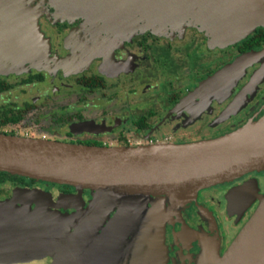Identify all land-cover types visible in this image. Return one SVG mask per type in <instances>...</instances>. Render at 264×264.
<instances>
[{
	"label": "water",
	"instance_id": "95a60500",
	"mask_svg": "<svg viewBox=\"0 0 264 264\" xmlns=\"http://www.w3.org/2000/svg\"><path fill=\"white\" fill-rule=\"evenodd\" d=\"M48 1L52 6H65V0ZM116 1L119 10L114 21L120 23L122 29L129 28L135 34L149 31L163 36L168 27L178 31L198 27L206 31L211 48H224L248 38L257 30L250 18L264 12V0H196L205 4L206 10L199 6L200 11L190 5L195 0L186 2L183 9L181 4L185 0ZM102 3L103 0H96V5ZM176 6L182 11L176 12ZM91 7L90 16H86L88 23L91 21ZM162 13L169 16L168 20L162 17ZM129 23L134 27H128ZM39 27V22L35 21L28 23L27 27L18 24L3 29L0 50L19 54L32 48L35 44L33 30ZM22 30L27 35V42L20 36ZM247 55L252 56L251 62L243 65L242 59ZM262 57L264 49L240 55L205 81L197 94L215 90L233 79L240 68L252 66ZM263 76L264 63L246 85L244 93ZM235 107L236 104L230 107V111ZM89 125L88 122L81 123L72 130L90 131ZM263 171L264 115L226 135L181 144L90 146L0 133V173L69 187L79 193L89 191L93 196L83 209L82 202L71 194L54 197L41 189L14 188L12 197L0 200V258L36 257L49 250L50 254H55L53 264H70L76 256L82 259L80 264H97L106 245L121 234L106 253L105 264L113 256L116 264H167L165 228L171 212L183 208L201 190ZM258 189L255 180L234 190L229 198L230 213L243 197L246 201L241 205L242 210L257 200L259 206L225 253L221 254L219 248L206 263L202 257L205 254L209 257L207 248L213 243L205 241L200 256L203 264H264V195H259ZM121 200L122 204L116 209ZM65 209L82 212L79 220L61 213ZM132 209L133 219L113 225L118 217ZM112 212L115 215L111 218ZM155 216H162L161 221H153ZM101 218L103 221L96 228V235L103 234V229L109 225L111 227L83 257L85 251L82 256L80 251L84 241ZM69 226L71 228L64 236V230ZM62 227L63 230L59 231ZM131 233L133 239L129 240ZM132 245V256L125 259L124 253Z\"/></svg>",
	"mask_w": 264,
	"mask_h": 264
},
{
	"label": "flooded vegetation",
	"instance_id": "af4514ba",
	"mask_svg": "<svg viewBox=\"0 0 264 264\" xmlns=\"http://www.w3.org/2000/svg\"><path fill=\"white\" fill-rule=\"evenodd\" d=\"M35 21L39 22L42 31L46 34L44 38L40 33L39 36L34 34L35 42L48 40L51 43L52 55L58 57L51 56V67L15 62L10 69L5 68V64H0V100L6 97L0 105V131L17 135L18 131L10 128V123H22L30 110H40L45 99L50 98L56 104V108L62 109L60 115L54 118L53 124L62 129L63 137L38 138L29 133L23 134L24 137L107 147H135L157 143L181 144L226 135L245 126L259 114H264L263 108L247 121L238 122L240 116L229 118L234 110L230 111L233 98L229 90L227 95L224 92L217 97L212 95L218 89L197 94V90L205 81L245 53L238 48L239 45L246 39L254 37L260 30L264 31L263 27L257 28L245 40L233 44L231 49L236 50L228 52L226 61L220 64L217 61V54L211 55V52L216 53L217 49L211 48L207 37L195 28H188L182 35L183 38L177 36L169 39L152 32L136 36L122 32L120 35L115 30H111L110 33H107V30L101 34L105 35L104 38L97 34L98 39H92L91 34L95 32L90 30L83 19H76L74 15L71 17V13L64 10L63 6H52L48 0H0V33L13 25L21 24L27 27L28 23ZM197 33L202 35H199L200 39L196 37ZM24 34L26 33L22 30L20 36L22 35V39L26 42ZM106 40L111 42L105 43L109 42ZM260 40L261 45L253 50L264 49V39L260 38ZM74 52L84 55L82 59L72 60L77 69L58 66L61 65V59L69 58ZM260 66L256 69L251 67V74L236 90V94H239L243 88L242 93H244L246 85ZM4 69L10 70L1 72ZM182 78L191 85L183 89L174 87V83L180 86L178 80ZM168 79L172 80L167 81ZM166 88L169 90L165 97L146 100L147 95L158 96ZM18 89L22 95L27 94L30 89L37 91V94L28 100L24 98L22 106L17 107L18 105H13L17 102V97H12L10 102V96H13ZM43 89H47L45 92L49 91V95H46ZM77 91H79L77 102H69L66 97L74 95L73 92ZM59 97L63 99L58 100ZM208 97H214L206 101V107L211 108L208 116H200L197 111L188 113L190 106ZM179 110L184 111L179 112ZM172 112L179 120L180 115L187 118L181 119L183 125L185 122L187 125L193 123L189 129L191 133H188L186 128L184 133H180L181 129L174 133L162 131L161 115ZM86 122L90 123V131L72 130L73 126ZM235 122L239 123V126H236ZM203 130L205 132H202ZM255 180L258 183V194L264 195V171L254 172L234 182L201 190L183 208L173 210L174 212L169 214L165 228L167 264H189L196 256L199 261L203 245L210 235L218 236L220 252L224 254L260 203L257 200L252 206L242 210L241 205L246 201L243 197L241 204L230 213L229 198L236 188ZM37 183L51 188L56 187L43 182H29L28 185L15 184V188L40 189L35 186ZM60 192L72 194L74 189L60 187ZM10 197L12 193L8 197L0 196V200ZM166 205L169 208V204ZM149 206L151 207V204ZM251 208L253 212L250 214ZM238 211H241V214H238ZM106 230L107 228L103 229V234ZM103 234H89L81 248V256L85 251L83 256L85 257ZM133 249L134 245L124 253L125 259L131 258ZM54 258L55 254H50L47 263L53 264ZM115 258L113 256L110 264H116ZM80 259L74 257L71 264H76ZM0 261L9 262L11 258L1 257Z\"/></svg>",
	"mask_w": 264,
	"mask_h": 264
},
{
	"label": "rangeland",
	"instance_id": "374dc122",
	"mask_svg": "<svg viewBox=\"0 0 264 264\" xmlns=\"http://www.w3.org/2000/svg\"><path fill=\"white\" fill-rule=\"evenodd\" d=\"M53 1V0H52ZM64 1V0H63ZM178 2L180 0H177ZM191 1V0H185L184 2H182L181 4V8L183 9L185 7V3ZM95 2L94 5H92V3ZM65 6H63L64 10H67L71 13V17L74 15L76 19H83L85 24L88 25L90 27V30H93L95 33L91 34L92 39H98V36H102L101 34L103 33V31H107V33L112 32L111 30H119L118 34H122V32L124 34H134L135 36L138 35L135 34L131 29H122V26L120 25V23L115 22L114 20H116V13L119 10L118 4L116 0H103V3L100 5H96V0H65L64 1ZM90 5L91 7V21H89V23L86 20V16L89 17L90 16ZM189 4L186 5V8L188 7ZM190 5L192 7H194L196 9L197 7V11H200V9L198 8L200 6L201 10H206V8L204 7L205 4H201L198 1H191ZM190 6V10L192 11V7ZM56 7V5H55ZM180 8V6H176V12H178L179 10L182 11ZM261 14H257L255 15L253 18H250V22L256 26L257 28L263 27L264 28V12L261 11ZM46 13L44 12L43 15H45ZM162 17H165L168 20V15L167 14H163L162 13ZM132 23L128 24V27L132 28L134 27V25H131ZM32 26V25H31ZM32 28L36 29V26H32ZM104 28H106L105 30H103ZM192 28V27H189ZM188 28H186L185 30H171L170 27H168L167 29V33L166 35H163L162 37L166 36V38L169 39H173L175 37H180L183 38V34L184 32L187 30ZM195 29H197L198 31H200V33L206 35V31H202L200 30L198 27H195ZM91 32V31H90ZM149 32V31H147ZM145 32V33H147ZM33 33L37 36L39 33L43 34V38L46 36L45 32L42 31L41 27H39L36 31L33 30ZM145 33H141V34H145ZM192 33V32H191ZM99 34V35H97ZM190 34V33H189ZM195 34V33H194ZM158 35V34H156ZM198 35V36H197ZM196 37L199 38L200 36H202L201 34L197 33ZM200 35V36H199ZM161 36V35H159ZM105 35L102 36V38H104ZM200 39V38H199ZM101 40V38H100ZM109 42H105V43H110V40H106ZM234 45H229L226 46L224 48H215L216 53H214L213 51L211 52V55L217 54V61L218 63H222L224 61H226V58L228 57V52L230 51H235L236 49L233 48L231 49V47ZM80 52H74V54L72 56H70L69 58L66 57L65 59H61V65L58 66H62L63 68H71V69H77V66L74 62H72V60H79V58H83L84 55L80 54ZM54 56V58H57L58 56L56 55H52V48H51V43L48 40H42V41H37L35 42L34 46L22 53L19 54H9L6 53L4 51L0 50V64L4 65L5 64V68H13L12 64L17 62L18 64L22 63H31L34 66H38V65H43L44 67L48 66L51 67V61H52V57ZM54 61V60H53ZM264 63V57L260 58L259 60H257L252 66L255 67L254 69H256L259 65H262ZM7 64V65H6ZM219 64V65H220ZM76 66V67H75ZM252 66H248L246 68H240L236 74L233 76V79L231 80V82L227 83L225 86H220V88L218 89L217 92H215V94H213L212 96L217 97L220 94L224 93L227 95V92L230 91L231 96H232V102L233 104L230 106L232 107L234 104H236L235 109L233 110V113L229 116V118H233L234 117H239L240 119L237 120L238 122H242V121H247L248 118H250L252 115H254L255 113H257L258 111H260L261 109L264 108V76L262 78H260L253 86H251L249 88V90H247L245 93L242 91L239 94H236V90L242 85V83L249 77V75L251 74V67ZM18 67V66H17ZM261 67V66H260ZM10 69H4L1 72H5L8 71ZM259 69V68H258ZM257 71V70H256ZM101 74V73H100ZM102 74H106V73H102ZM185 78H182L180 81V86H178L177 83L171 82L173 84L174 87L176 88H187L189 85H191L190 83H188V81L184 80ZM172 80V79H168L167 81ZM158 88H160L158 86ZM173 90V87H171ZM142 89V88H141ZM168 88L165 89L164 92L160 93V95L158 96H153L150 97L147 95L146 100L151 101L154 98L157 97H165L166 93L168 92ZM229 90V91H228ZM17 92L13 94V96H10V102H11V98L12 97H17V102L13 105H18L22 106L23 101L26 99L28 100L30 97L35 96L37 94V91H35L34 89H30V91L27 92V94H21V91L18 89L16 90ZM44 93H46V95H49V91L48 93L45 92L47 91V89H43ZM74 95H70L67 96L66 98L68 99L69 102H77V100L79 99V91L77 92H73ZM214 97H208L207 99H201L199 101H197L196 103H194L192 106H190L188 108V113H192V112H199L198 115L200 116H208L210 114V110L211 108H209V106L206 107V101L212 100L214 99ZM25 98V99H24ZM63 99L62 97H59L58 100ZM6 100V97H4L2 100H0V105L2 104L3 101ZM94 101H97V99H93ZM145 100V99H143ZM90 101V100H89ZM55 103L53 102V100L50 99H45V103L44 105L41 107L40 110H30L27 113V117L25 118V120L22 123H17V122H11L10 123V128L17 130L19 136L24 137L23 134H33L36 135L35 137H43V136H47V137H54V138H62L63 137V131L62 129L57 128L53 123H54V118H57L62 109L61 108H56L55 107ZM198 110H202V111H198ZM184 110H179V112H182ZM59 112V114H58ZM180 115V114H179ZM264 115V114H263ZM262 114L259 116H257L254 120H252L253 122L258 121L262 116ZM181 119H187L186 117H184V115H180ZM161 118L163 120L162 123V131L163 132H169V133H174L175 131H177L178 129H181L180 133H184V129L187 130L188 133H191V131L189 130L190 127L192 126L191 124L187 125V122L183 123L181 122V119H177L176 117L173 116V112L170 114H162ZM186 124V125H185ZM236 126H239V123L235 122ZM198 129V128H196ZM194 129V130H196ZM198 131H200V129H198ZM197 131V132H198ZM235 131V130H234ZM202 132H205V130H203ZM17 134V135H18ZM198 141V140H197ZM193 142H196L193 141ZM35 186L40 187L41 190H44L50 194H52L53 196H57V195H61L62 193L60 192V186L55 185L56 187L51 188L50 186H46L45 184H41V183H37ZM15 188V184L14 182L11 181H7L4 183H0V189L5 191L6 194L3 197H7L10 196L12 193V190ZM71 196L75 197L76 199L80 200L83 204V209H86L87 206L89 205L90 201L92 200L93 196L90 192H83V193H79V192H73L71 194ZM120 203H118L116 209H118L120 207V205L122 204V200L119 201ZM61 212V210H59ZM250 214L253 212V208H251V210L249 211ZM63 214L67 215L68 217H73L75 218L76 221L79 220L82 212H78V210L75 209H65L62 210ZM115 213L112 212L111 213V218L114 217ZM253 215V214H252ZM61 222V221H60ZM108 222V220H107ZM62 223V222H61ZM63 224V223H62ZM64 225V224H63ZM62 225V226H63ZM139 225V224H138ZM244 225V223L242 224V226ZM240 226V227H242ZM71 228V226L65 228L64 230V236L66 235V233L68 232V230ZM63 230V227L60 228L59 231ZM95 233V232H94ZM94 233H92L94 235ZM218 234V233H217ZM132 233L129 235L128 239L130 240L132 238ZM56 239L59 242V238L56 235ZM211 241V243H213L211 246V248H207V253L209 257H206V254L202 257L204 262L206 263L208 261V259L210 258V256L215 255L218 250H219V243L220 240L217 237L214 236H209L207 237V242ZM202 248V247H201ZM202 252H201V256L203 255L204 252V248H202ZM209 249V250H208ZM55 250V249H50V251ZM49 251V250H48ZM48 251L42 252L40 254H38V256L36 257H29L27 256L26 258H22V257H17L19 259H11V261L9 262H3L0 261V263H5V264H23L20 263L24 262L25 264H48V259L50 256V253ZM55 259V258H54ZM81 261V259L79 260ZM79 261L76 263L78 264ZM179 264V263H178ZM189 264H203V262H201V258L198 261V256H196L194 261H191Z\"/></svg>",
	"mask_w": 264,
	"mask_h": 264
},
{
	"label": "bare ground",
	"instance_id": "6f19581e",
	"mask_svg": "<svg viewBox=\"0 0 264 264\" xmlns=\"http://www.w3.org/2000/svg\"><path fill=\"white\" fill-rule=\"evenodd\" d=\"M21 25V24H20ZM25 35V38H26V42H27V35L26 34H24ZM22 36V35H21ZM23 37V36H22ZM251 59H252V56L251 55H247L244 59H242L243 60V62H244V64L243 65H247V64H250V62H251ZM242 65V66H243ZM235 74V73H234ZM233 78V77H232ZM232 79H230V81H231ZM230 81H227V82H225V83H223V84H221L220 86H225L227 83H229ZM220 86H218V88H216V89H219L220 88ZM210 87V86H209ZM239 204H241V202L239 201L238 203H237V205H239ZM133 210L134 209H132V210H130V212L128 213V214H125V215H121V217H118L114 222H113V225L114 224H117L119 221H120V223L121 222H126V221H128V220H130V219H133ZM162 217V216H161ZM161 217H153L152 219H153V221H161ZM152 219H150V221H152ZM92 220H90V221H88V223H90ZM103 221V218H101L99 221H97L96 222V224L94 225V227H93V229L91 230V233L90 234H92L95 230H96V228H98V226H99V224L101 223ZM109 227H111V225L109 226ZM108 227V228H109ZM108 228H107V230H108ZM106 230V231H107ZM106 231H105V233H106ZM187 231V230H186ZM190 233V232H189ZM191 234V233H190ZM121 235V234H120ZM120 235H118V236H116V238L113 240V241H111V242H109L107 245H106V247H105V249H104V254L102 253L98 258H97V261H96V263L97 264H105V261H106V253H108L109 251H110V249L112 248V246H113V244H115L116 243V241L118 240V238H120ZM122 236V235H121ZM152 241H153V239H152ZM96 245V244H95ZM94 245V246H95ZM93 246V247H94ZM63 252L65 251V249H63L62 250ZM60 258H62V259H64L65 258V256H64V258L61 256ZM113 261V257L112 258H110V260H109V262H108V264H110L111 262ZM82 262V260L81 261H79V263L78 264H80ZM70 264H71V262H70Z\"/></svg>",
	"mask_w": 264,
	"mask_h": 264
},
{
	"label": "trees",
	"instance_id": "16d2710c",
	"mask_svg": "<svg viewBox=\"0 0 264 264\" xmlns=\"http://www.w3.org/2000/svg\"><path fill=\"white\" fill-rule=\"evenodd\" d=\"M260 38L264 39V31L263 30H260L254 37L246 39L244 42H242L239 45L238 48L241 49L243 51V53L244 52L245 53L250 52L254 48H256L259 45H261L260 44V41H261ZM0 133L9 134V135L12 134V133H7V132H3V131H0ZM7 181L14 182V184H16V185H28L29 182H35V181L28 180V179L23 178V177L12 176V175H8V174H5V173H0V183H4V182H7ZM65 188L66 189H70L68 187H65ZM5 194H6V192L0 189V196L3 197Z\"/></svg>",
	"mask_w": 264,
	"mask_h": 264
}]
</instances>
